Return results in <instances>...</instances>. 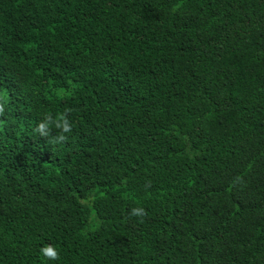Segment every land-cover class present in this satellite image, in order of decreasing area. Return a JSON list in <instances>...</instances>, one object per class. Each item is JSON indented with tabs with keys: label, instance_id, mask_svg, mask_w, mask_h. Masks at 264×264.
<instances>
[{
	"label": "trees",
	"instance_id": "1",
	"mask_svg": "<svg viewBox=\"0 0 264 264\" xmlns=\"http://www.w3.org/2000/svg\"><path fill=\"white\" fill-rule=\"evenodd\" d=\"M0 97V264H264V0H0Z\"/></svg>",
	"mask_w": 264,
	"mask_h": 264
},
{
	"label": "clouds",
	"instance_id": "2",
	"mask_svg": "<svg viewBox=\"0 0 264 264\" xmlns=\"http://www.w3.org/2000/svg\"><path fill=\"white\" fill-rule=\"evenodd\" d=\"M5 101L0 97V117L5 116ZM70 110H65L63 113L57 114L55 117L51 114H45L43 118L37 123L34 131L39 134L40 137L48 139L50 144H62L65 143L69 135L73 132V122L69 119ZM53 129L56 130L53 135ZM240 180L241 178H237ZM151 183L146 184V188H150ZM147 215L146 210L143 207H134L130 212L132 217H145ZM143 220L141 219V223ZM40 254L48 260H59L60 254L52 245H45L40 249Z\"/></svg>",
	"mask_w": 264,
	"mask_h": 264
}]
</instances>
